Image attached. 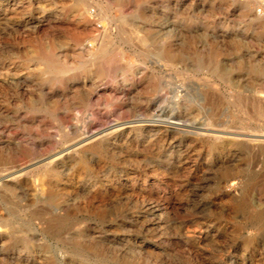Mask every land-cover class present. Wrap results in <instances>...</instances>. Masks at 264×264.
Segmentation results:
<instances>
[{
  "label": "rangeland",
  "instance_id": "1",
  "mask_svg": "<svg viewBox=\"0 0 264 264\" xmlns=\"http://www.w3.org/2000/svg\"><path fill=\"white\" fill-rule=\"evenodd\" d=\"M260 92L264 0H0V264H264Z\"/></svg>",
  "mask_w": 264,
  "mask_h": 264
},
{
  "label": "bare ground",
  "instance_id": "2",
  "mask_svg": "<svg viewBox=\"0 0 264 264\" xmlns=\"http://www.w3.org/2000/svg\"><path fill=\"white\" fill-rule=\"evenodd\" d=\"M117 61H118V60H117ZM114 66H115V65H114ZM117 66H118V65H117ZM112 68H113V67H112ZM116 68H117V67H116ZM260 93H262V92H260ZM261 95H263V93H262ZM263 96H264V95H263ZM263 96H262V97H263ZM170 123L175 125L176 121L173 120V121H170ZM176 124H177V123H176ZM101 130H102V129H101ZM97 131H98V130H97ZM100 133H101V132H100ZM217 135H218V134H217ZM262 135H263V134H262ZM247 136L252 138V137H253V134H248ZM254 136H255V135H254ZM86 137H87V136H86ZM86 137H85V138H86ZM259 137H260V135H259ZM217 138H218V137H217ZM254 139H256V137H255ZM261 140H262V139H261ZM259 143H260V142H259ZM245 199H246V198H245ZM247 200H248V199H247ZM251 218H252V217H251ZM253 220H254V219H253ZM258 229H259V228H258Z\"/></svg>",
  "mask_w": 264,
  "mask_h": 264
}]
</instances>
